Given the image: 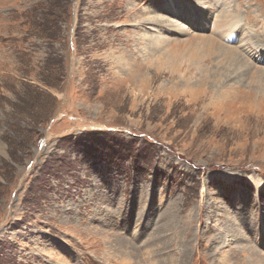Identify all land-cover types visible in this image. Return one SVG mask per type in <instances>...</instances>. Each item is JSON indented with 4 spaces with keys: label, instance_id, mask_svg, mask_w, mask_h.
<instances>
[{
    "label": "rangeland",
    "instance_id": "1",
    "mask_svg": "<svg viewBox=\"0 0 264 264\" xmlns=\"http://www.w3.org/2000/svg\"><path fill=\"white\" fill-rule=\"evenodd\" d=\"M260 49L264 0H0V264H264Z\"/></svg>",
    "mask_w": 264,
    "mask_h": 264
},
{
    "label": "bare ground",
    "instance_id": "2",
    "mask_svg": "<svg viewBox=\"0 0 264 264\" xmlns=\"http://www.w3.org/2000/svg\"><path fill=\"white\" fill-rule=\"evenodd\" d=\"M229 15V18H226V16ZM216 18L212 22L211 31L212 33L217 37L215 40L216 43L219 44V49L223 50L224 54L229 56V54H233L234 50L230 46V42L232 39L236 37V34L241 27L234 19V16L231 14H228L227 12H224L223 10L218 15L215 16ZM245 34V33H243ZM213 40H210V43H212ZM264 50V49H260ZM238 54V52H237ZM261 57L264 58V54H261ZM226 93V92H225Z\"/></svg>",
    "mask_w": 264,
    "mask_h": 264
}]
</instances>
